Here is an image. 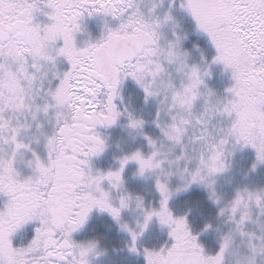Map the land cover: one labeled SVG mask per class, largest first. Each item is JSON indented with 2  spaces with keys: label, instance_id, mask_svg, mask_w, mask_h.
I'll use <instances>...</instances> for the list:
<instances>
[{
  "label": "snow or ice",
  "instance_id": "obj_1",
  "mask_svg": "<svg viewBox=\"0 0 264 264\" xmlns=\"http://www.w3.org/2000/svg\"><path fill=\"white\" fill-rule=\"evenodd\" d=\"M181 7L215 49L206 63L230 72L232 83L222 95L204 83L207 68L187 64L188 53L180 49L185 37L173 32V39L161 42V27L174 23L167 13L146 17L136 0H0V196L7 198L0 208V264H90L89 256L103 252L95 242L85 246L73 240L72 234L93 209L108 213L128 233V251L142 252L145 264H226L236 237L252 253L247 264L264 253V228L260 236L246 230L254 222L253 209L264 216V188H238L228 201L215 189V177L228 170L237 146L255 151L252 170L264 163V0H183ZM94 14L119 23H105L98 39L78 46L81 22ZM37 15L48 22H38ZM59 57L67 70H56ZM166 65L174 66L178 83ZM126 78L143 90L146 102L161 97L152 121L160 130L159 142L143 132V119L114 103ZM197 101L201 107L194 112ZM40 115L52 123L51 134L40 131ZM121 116L151 151L123 155L114 171H93L92 157L105 149L96 129L114 125ZM33 122L44 139L45 159L23 139ZM18 157L30 169L28 175L18 170ZM130 161L138 165V176H154L158 207H145L143 197L123 190L122 172ZM173 176L179 180L175 187L169 183ZM105 181L118 196L101 187ZM193 184L220 205L217 218L230 225L221 232L204 223L202 232L220 233L215 254L197 242L188 213L174 215L168 207L174 195ZM124 209L139 212L134 227L121 222ZM153 218L168 229L171 244L139 250L138 238ZM29 222H38L34 235L14 247L12 235Z\"/></svg>",
  "mask_w": 264,
  "mask_h": 264
},
{
  "label": "rangeland",
  "instance_id": "obj_2",
  "mask_svg": "<svg viewBox=\"0 0 264 264\" xmlns=\"http://www.w3.org/2000/svg\"><path fill=\"white\" fill-rule=\"evenodd\" d=\"M136 2L146 17L163 18L165 13L173 17L174 23L168 22L160 29V32L162 33V43L165 40L173 39L172 34L175 32L176 34L185 37L180 42V49L181 51H184L183 45L185 43V39L187 40L188 36H185L183 31L186 30L187 33L191 35L198 32L195 25H190L188 28L184 27V23L188 21L186 15L189 17L191 16L181 7L183 0H136ZM153 4L156 5L155 10L149 14L148 9L151 8ZM36 20L38 21L39 18L36 17ZM105 23H107L109 27H115L119 21L113 19L112 17L99 14H94L91 17L85 16L81 22L82 31L77 33L76 36L78 46H81L85 41L90 39L93 41L98 39L101 36ZM200 36L202 37V35ZM202 49L203 50L200 51V54L203 56L202 61L206 65L205 68H207L208 72L210 73L209 76L204 77V83L217 95H222L224 93V89L230 86L232 83L230 79V72L224 70L223 66L219 68L216 63H206L212 60V58L216 55V52H213L211 47L207 48L204 46ZM190 61L191 54L188 53L186 62L189 66H191ZM166 67L168 68L169 72L172 73L173 77L175 78V82L178 83L179 75L175 72L174 66L166 65ZM67 68L68 64L66 61L62 57L57 58L56 70L65 71ZM49 79H51V74H49ZM56 83L57 81L52 80V86H54ZM119 91L120 98H117L114 101V103L117 104L118 109L123 112L126 108L136 117L143 119L145 121V124L143 125V132L154 139H157L159 142V139H162L161 133L159 128H157L152 121L156 118L158 103L161 97L149 98L146 102L144 99L143 90L131 78H126L123 81ZM200 107L201 104L199 101H197L193 111H199ZM49 115H51V112ZM162 118L167 120V117L164 116L163 113ZM37 122L42 126L40 131L51 134L53 131V125L47 117L40 115ZM37 122H33V126L28 132L29 136L35 135L37 140H32L29 143V146L42 159H45L46 152L44 149V139L42 136H40L35 127V123ZM126 125V116H121L114 125L107 127L108 133L106 137H103V140L107 145V149H109L112 153H122L124 155L129 154L137 149L145 154H148L151 149L147 145L143 135L131 133ZM96 130L100 131V128L98 127ZM25 142L28 143V140H25ZM165 143L167 144V142ZM175 151L178 153L179 148L175 149ZM28 154L31 153L26 152L24 156ZM254 162L255 151L252 148H240L237 146V149L233 152L232 156L229 157L228 170L222 174H218L215 177V189L220 195L223 196L224 201L232 199L235 194V190L238 188H264V163H257L255 170H252L251 166ZM131 164L133 167L128 168L129 170H127L126 174L129 178L135 179L137 184H139L140 187L144 189V193L141 195V197H143L145 207H148L149 205L152 207H158L160 196L154 187V177L148 175L144 177L138 176L136 174L138 165L134 161ZM134 166H137V168ZM169 183L171 187H175L179 183V180L173 176L170 178ZM122 188L124 187L122 186ZM196 189L201 191V197L199 199H194L191 195L192 190L195 191ZM219 206L220 205L214 204L208 199V193L202 186L196 184H193L187 191L174 195L168 203V207L174 215H184L186 212L188 213L187 222L192 234L196 235L199 233L197 236L199 243L201 245H206L207 248L213 249L214 246L211 244L213 239L210 237L214 233L211 235L209 234V236L207 231H200L203 228L204 223L209 222L210 218L214 215L216 210H218ZM188 209H191V211L189 212ZM129 211V215L124 213L123 221L127 222L130 227H134L135 221L138 218L137 211L132 209H129ZM257 220L259 221L258 223L255 222ZM252 221L254 222L247 224L249 231L256 236L262 235L261 229L264 228V216H259L258 211L253 209ZM150 224L151 226L146 232L144 248H148L151 244H157L161 241V239H158L159 223L155 218H153V222ZM214 242L219 249V236L214 235ZM253 243H258V241L254 240ZM127 244L128 239L123 238L120 247L113 251L112 264L117 263V254L118 258L120 257L121 259V264H126L127 260L131 261L130 257L132 252L128 251ZM140 246L141 245L139 244V247ZM250 256H252V253L247 248L246 243H241L240 238L238 237L237 246L232 252L231 258L226 260V264H247V259ZM254 261L255 264H264V253H257L254 257Z\"/></svg>",
  "mask_w": 264,
  "mask_h": 264
},
{
  "label": "flooded vegetation",
  "instance_id": "obj_3",
  "mask_svg": "<svg viewBox=\"0 0 264 264\" xmlns=\"http://www.w3.org/2000/svg\"><path fill=\"white\" fill-rule=\"evenodd\" d=\"M47 11V10H45ZM187 14V13H186ZM37 18H39L38 22H45L47 23V18L43 15H37ZM188 21L190 23L185 22L184 27L188 28L190 25H195V22L192 17H189ZM201 32V31H200ZM206 34L202 32V36L205 37ZM206 42L208 43L209 47L212 48L213 52H215L214 47L211 45L208 37L205 38ZM217 64V63H216ZM217 66L220 68L221 64H217ZM99 130H96L101 138L106 137L108 133V128L105 127H99ZM110 132V130H109ZM124 154L122 153H112L109 149H107V145L105 143V149L103 152H101L98 156L92 157L90 161V165L93 169V171L100 170V171H109V170H116L119 168V158L122 157ZM28 157V158H27ZM31 158V154L25 155L26 159ZM133 161H130L127 165H125L124 170L122 172V179H123V189L127 190L129 193L136 194V195H142L144 193V189L140 187L139 184H137L136 180L133 178H129L127 176V170L128 168L133 167L132 163ZM18 170L21 172L22 175H28L30 173V169L26 168L24 164H19ZM137 168V166H134ZM101 187L109 191L111 195L118 196L119 192H115L114 190H111L108 183L102 182ZM6 197L0 196V208L3 207L4 203L6 202ZM129 209L121 210V222L123 223V217L124 213H127L129 215ZM153 222V220H152ZM38 226V222H29L28 224H25L22 228L17 230L16 233H14L11 237V241L14 247H21L28 243V241L32 238L34 235V228ZM151 224H149L147 230L143 233L142 236L138 238L137 241V248L139 250H142L144 248V240L146 237V232L149 230V227ZM162 228V229H161ZM97 237L99 238L100 247L105 249V252L95 258H90V264H112V257H113V251L116 250L118 247H120L121 242L123 238L128 239L129 242V235L127 232L120 229L119 225L116 221L113 220V218L106 212H100L96 209H93L92 212L89 214V217L85 223L84 226H82L79 230L74 232L72 234V239L80 242L85 239ZM159 240L161 241L157 244L153 243L148 248H159L161 245L164 244H171V240L168 237V229L164 228L159 225ZM162 242V243H161ZM197 242L198 238H197ZM139 244L141 245L139 247ZM205 249V251L208 254H215L217 250L213 248H207L206 245H202ZM128 249V248H127ZM116 264H121L120 257L118 258V254L116 255ZM131 261H126V264H145L144 256L141 252V254L132 253L130 257Z\"/></svg>",
  "mask_w": 264,
  "mask_h": 264
},
{
  "label": "trees",
  "instance_id": "obj_4",
  "mask_svg": "<svg viewBox=\"0 0 264 264\" xmlns=\"http://www.w3.org/2000/svg\"><path fill=\"white\" fill-rule=\"evenodd\" d=\"M188 23H190L188 21ZM198 31V30H197ZM185 36H188L187 40L185 39V43L183 45V50L186 51L187 53L191 54V65H197L200 67L201 71L205 70V63L202 61L203 59L201 58V54H200V51L203 50L202 48L204 46H206L207 48H210L208 43L205 41L206 37H201L200 35H202V32L198 31L194 34H188L186 30L183 31ZM204 42V43H203ZM192 197L195 199V198H200L201 197V191L196 189L195 191L192 190V193H191ZM217 211L214 213V215L210 218V222L213 224L214 228L215 227H219L220 228V231L221 232H226L230 225L226 224L223 222V218H217ZM246 230L249 231V229L247 228V225H246ZM202 232V231H200ZM208 235L210 234H213L210 238L213 239V242L211 244H213L214 246V249L215 250H218V246H216V243L214 242V235L215 236H219L220 233L214 231V230H209L207 231ZM250 232V231H249ZM209 235V236H210ZM238 239V237H237Z\"/></svg>",
  "mask_w": 264,
  "mask_h": 264
},
{
  "label": "clouds",
  "instance_id": "obj_5",
  "mask_svg": "<svg viewBox=\"0 0 264 264\" xmlns=\"http://www.w3.org/2000/svg\"><path fill=\"white\" fill-rule=\"evenodd\" d=\"M102 34V33H101ZM134 115V114H133ZM135 116V115H134ZM128 130L131 132V133H137L136 131H133V130H131V129H129L128 128ZM30 137L31 136H29L28 135V133H26L24 136H23V139H24V141L25 140H28V143H30L32 140L30 139ZM26 143V142H25ZM25 157V156H24ZM19 164H24L23 163V160L20 158V157H18V165ZM17 165V166H18ZM146 175H148V176H152V177H154L153 175H149V174H146ZM145 175V176H146ZM135 195V194H134ZM133 207H134V204H133ZM139 212L137 211V217L139 218ZM86 223V222H85ZM85 223L83 224V226L85 225ZM81 228V227H80ZM79 228V229H80ZM89 242H95V244H96V250L97 251H101V252H105V249H103V248H101L100 247V242H99V238H97V237H93V238H89V239H85V240H82V241H80L79 243H81V244H83V245H85V246H87L88 244H89ZM236 246H237V237H236V244L234 245V247L232 248V249H230V251H229V253L226 255V260H228V259H230L231 258V254H232V252L234 251V249L236 248ZM101 256V255H100ZM90 258H93L92 256H89V260H90Z\"/></svg>",
  "mask_w": 264,
  "mask_h": 264
}]
</instances>
